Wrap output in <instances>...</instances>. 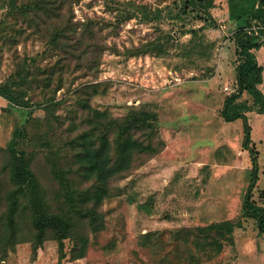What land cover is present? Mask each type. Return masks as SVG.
<instances>
[{
	"label": "rangeland",
	"instance_id": "obj_1",
	"mask_svg": "<svg viewBox=\"0 0 264 264\" xmlns=\"http://www.w3.org/2000/svg\"><path fill=\"white\" fill-rule=\"evenodd\" d=\"M230 2L203 9L186 0H74L60 15H72L77 33L89 30L71 56L15 15L21 0H0V88L11 96L0 94V218L12 146L30 161L43 203L57 205L55 173L75 159L65 141L90 127L88 110L74 107L78 93L108 116L151 114L162 139L156 153L133 152L109 178L104 225L88 232L83 256L72 257L68 238L60 251L49 232L38 243L24 211L0 264H264V231L243 207L253 161L242 119L222 113L238 90ZM262 38L251 51L264 94V29ZM48 95L56 101L50 110ZM233 105L247 116L257 161L251 201L264 207V109L246 90ZM85 177L76 171L72 179L83 188Z\"/></svg>",
	"mask_w": 264,
	"mask_h": 264
},
{
	"label": "trees",
	"instance_id": "obj_2",
	"mask_svg": "<svg viewBox=\"0 0 264 264\" xmlns=\"http://www.w3.org/2000/svg\"><path fill=\"white\" fill-rule=\"evenodd\" d=\"M73 1L21 0L22 3L17 4L18 11L15 15L23 16L27 20L26 26L45 31L47 42L53 49L62 46L71 56H78V52L75 53L76 48L82 44V34L89 28L84 27L77 33V23L72 21V15L67 13L65 19L60 15L63 6H71ZM186 1L203 9L212 5V0ZM230 17L234 20L235 50L239 60L236 67L238 90L225 98L222 113L226 120L242 119V144L248 148L253 161L251 181L243 207L249 213L258 215V229L263 232L264 207L251 201V188L257 178V161L253 149L248 147L251 139L250 125L241 106L234 108L233 104L240 93L246 90L260 105L259 109H264V94L257 87L261 82L262 67L251 51L263 43L264 0H239L237 4L231 0ZM64 40L65 43L60 45ZM82 91L89 94L86 87H83ZM0 94L6 98L11 97L3 87L0 88ZM44 101L47 110L56 104L53 95H48ZM74 107L88 110L84 121L87 120L90 127L88 131L81 130L65 141L74 150L75 159H69L67 169H60L55 173L59 184V193L56 196L59 195V200L53 209L43 203L41 185L30 161L12 146L13 150L10 151L5 165L12 187L2 198L5 207L0 218L3 221L0 231V258L5 255L7 247L19 239L20 219L24 211L38 243L51 233L50 236L58 240L60 251H63V239L68 238L73 243L72 257L83 256L88 244V232L98 231L104 225L101 204L102 199L109 195V178L114 173H122L121 170L128 167L133 152L139 153L140 156L152 155L162 146V139L153 122H150L152 116L147 112H129L119 117L108 116L89 106L87 96L80 97L79 93ZM46 121L49 123L48 119ZM76 171H83V175H86L85 179L90 181L87 186L81 188L76 180L72 179Z\"/></svg>",
	"mask_w": 264,
	"mask_h": 264
}]
</instances>
